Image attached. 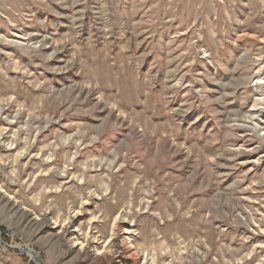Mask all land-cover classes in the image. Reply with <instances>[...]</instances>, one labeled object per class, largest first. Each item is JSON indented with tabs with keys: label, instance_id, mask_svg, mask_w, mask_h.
<instances>
[{
	"label": "rangeland",
	"instance_id": "rangeland-1",
	"mask_svg": "<svg viewBox=\"0 0 264 264\" xmlns=\"http://www.w3.org/2000/svg\"><path fill=\"white\" fill-rule=\"evenodd\" d=\"M258 98L264 0H0V264H264Z\"/></svg>",
	"mask_w": 264,
	"mask_h": 264
},
{
	"label": "bare ground",
	"instance_id": "bare-ground-1",
	"mask_svg": "<svg viewBox=\"0 0 264 264\" xmlns=\"http://www.w3.org/2000/svg\"><path fill=\"white\" fill-rule=\"evenodd\" d=\"M263 106H264V98H258L257 99V102H256V104H255V106L254 107H258L259 109L261 108H263ZM25 249H27V248H25ZM31 251V250H30ZM29 255L30 256H32L33 258L35 257V253L34 252H29Z\"/></svg>",
	"mask_w": 264,
	"mask_h": 264
},
{
	"label": "water",
	"instance_id": "water-1",
	"mask_svg": "<svg viewBox=\"0 0 264 264\" xmlns=\"http://www.w3.org/2000/svg\"><path fill=\"white\" fill-rule=\"evenodd\" d=\"M1 243V242H0ZM21 251H23V252H25V253H27L26 251H27V249H20Z\"/></svg>",
	"mask_w": 264,
	"mask_h": 264
}]
</instances>
